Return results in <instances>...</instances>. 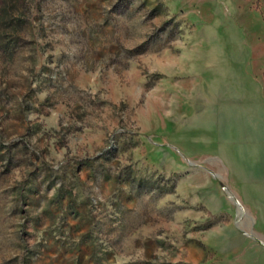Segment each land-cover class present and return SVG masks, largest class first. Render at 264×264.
<instances>
[{"label":"rangeland","instance_id":"rangeland-1","mask_svg":"<svg viewBox=\"0 0 264 264\" xmlns=\"http://www.w3.org/2000/svg\"><path fill=\"white\" fill-rule=\"evenodd\" d=\"M231 98L264 111V0H0V264H264L197 166Z\"/></svg>","mask_w":264,"mask_h":264},{"label":"crops","instance_id":"crops-1","mask_svg":"<svg viewBox=\"0 0 264 264\" xmlns=\"http://www.w3.org/2000/svg\"><path fill=\"white\" fill-rule=\"evenodd\" d=\"M230 101L233 105L229 110L219 106L207 119L208 130L213 132L212 142L220 146V152L199 156L197 166L207 167L219 176V182L227 185L243 206L241 217H235L232 208L224 207V211L229 210L228 229L232 233L241 230L256 236L250 239L238 234V242L230 245L229 256L239 262L251 258L262 263L259 255L264 253V111L251 102L243 105L240 98ZM214 102L220 104L217 100ZM183 114L180 124L184 125L187 116ZM199 124L201 126L202 122ZM205 160L213 163H204ZM223 191L231 198L225 187ZM235 246L240 248L239 253L232 249ZM243 246L245 251H242Z\"/></svg>","mask_w":264,"mask_h":264},{"label":"bare ground","instance_id":"bare-ground-1","mask_svg":"<svg viewBox=\"0 0 264 264\" xmlns=\"http://www.w3.org/2000/svg\"><path fill=\"white\" fill-rule=\"evenodd\" d=\"M222 185H223V187H225L226 189H228L227 185H225L224 183H222ZM229 191H230V190H229ZM229 194H230L231 198H233V196L235 197V201H236V203L239 204V208H240V210L242 211V208L240 207V206H242V204H241V202L239 201V199L236 198V196H235V194L233 193V191H232V192L230 191ZM234 203H235V202H234Z\"/></svg>","mask_w":264,"mask_h":264}]
</instances>
